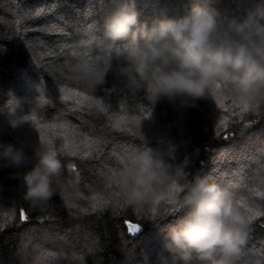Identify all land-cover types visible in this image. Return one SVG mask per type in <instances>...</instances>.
Wrapping results in <instances>:
<instances>
[{"label":"trees","instance_id":"16d2710c","mask_svg":"<svg viewBox=\"0 0 264 264\" xmlns=\"http://www.w3.org/2000/svg\"><path fill=\"white\" fill-rule=\"evenodd\" d=\"M212 3L224 8L233 6L235 0H212ZM106 5L107 0L103 6L96 0H68V3L62 0H0V113L23 100L24 85L30 78L46 83L52 93L59 95L60 87L64 86L57 82L59 66L71 62L74 57L71 53L61 55L60 45H71L77 52L83 51L77 47V42L86 38L89 24L98 26ZM136 5L143 20L184 15L191 8V0H136ZM90 6L96 9L92 16L87 15ZM37 8L42 10L40 15L21 19V24L17 25L13 12H35ZM60 18L68 23L64 24ZM56 24L64 27L66 34L46 30ZM18 28L23 36L17 35ZM52 49L56 50L54 58L47 55ZM90 55L106 61L104 53L95 47ZM105 88L115 90L106 93ZM77 90L100 100L104 111L88 103L78 107L54 102L37 106L32 114L42 123L63 122L78 130L81 137L98 138L101 150L93 151L88 158L58 151L64 167L55 180L57 194L43 211L33 209L23 198L25 187L19 174L32 166L27 163L20 168L0 165V209L6 208L13 213L10 222L0 227V264H20L18 253L26 243L39 241L53 232L83 251L87 264H143L147 256L150 257L148 264L156 259L171 264L163 241L164 228L186 211V191L178 184L181 190L173 193L176 205L167 200L166 204L157 206L154 214L125 205L118 200V194H114L115 186L109 179L113 172L123 167L120 156L124 149L150 150L172 166L187 158L189 178L195 175L214 178L234 195L239 205H250L253 200L264 201L257 195L264 192V186L252 181L255 172L264 167L261 151L264 144L260 145V140L264 141V108L244 113L243 119L232 114L227 129L217 136L218 117L228 115L217 110L215 96L199 100L195 107H182L178 102L167 100L151 105L142 93L132 91L123 79L110 73L104 85L91 88L80 85ZM220 92L227 95L223 90ZM148 110L151 112L147 117ZM117 117H125L126 123L116 127ZM134 121L155 125L152 127L165 135H160L159 141L151 139V134ZM226 134L227 139L224 138ZM62 141L56 148L59 149ZM170 144L175 146L174 150L169 149ZM68 165H75V169L69 170ZM87 187L101 191L105 199L103 204L87 213L74 212L67 207L66 199L72 198L74 193L87 191ZM21 210L27 214V220L20 219ZM151 216L155 219L148 218ZM126 221L140 223V231L135 236L128 233ZM262 221L264 217L257 218L251 225L238 264L250 261L256 264L264 260Z\"/></svg>","mask_w":264,"mask_h":264},{"label":"clouds","instance_id":"9594fccd","mask_svg":"<svg viewBox=\"0 0 264 264\" xmlns=\"http://www.w3.org/2000/svg\"><path fill=\"white\" fill-rule=\"evenodd\" d=\"M77 47L83 51L72 58L71 71L89 77L93 87L104 85L110 73L151 105L167 100L195 107L223 90L249 111L264 108V0H235L224 8L212 0H191L184 15L143 20L136 0H107L98 26ZM93 47L104 53L107 72L94 63ZM7 119L13 128L28 123L15 107ZM31 147L35 162L19 174L23 198L43 211L57 194L55 180L64 165L40 138ZM28 161L24 146L0 140V164L20 168ZM187 165V158L172 166L139 150L112 183L130 207L153 201L174 183L185 189L186 211L164 228L171 264H238L251 227L247 213L214 178H189ZM252 181L264 186V167ZM18 255L20 264H87L83 251L55 235L29 241Z\"/></svg>","mask_w":264,"mask_h":264},{"label":"snow or ice","instance_id":"6c2138e0","mask_svg":"<svg viewBox=\"0 0 264 264\" xmlns=\"http://www.w3.org/2000/svg\"><path fill=\"white\" fill-rule=\"evenodd\" d=\"M63 3H68V0H62ZM96 3L103 6L104 0H96ZM56 5H53L55 7ZM9 11H12L9 9ZM41 9L37 8L35 12L32 11H24L22 14L20 11L13 12L12 14L14 16H17L16 23L19 26L21 24V19H31L34 16H38L41 14ZM96 13V9L93 6H90L87 15L92 16ZM61 21H63L64 24H67L68 22L63 20V18H60ZM96 27L95 24H89L86 33L91 32ZM31 30V29H25V31ZM49 32L53 33H64V27H62L60 24L49 26L47 29ZM17 35L23 36L18 28ZM47 46H45L46 48ZM61 55H67L68 53H71L72 56L77 55V51L74 49L73 46L62 44L59 48ZM47 55L49 57L54 58L56 56V50H48ZM94 60V63L98 66L102 67L105 72H107V62L101 61L98 58L92 57ZM58 83L63 84L64 86L60 87L59 92L62 94L59 98L65 102L67 101H73L77 106L83 105L86 102L89 104V106L96 105L100 108L101 111H104V108L101 104L100 100L94 99L92 96L86 95L84 91L77 90V87L80 85H83L86 88H91L93 85L91 84V80L89 77H85L80 74H75L71 71L70 62H65L63 65L59 66V76H58ZM115 89H108L105 88L104 91L106 93H110L114 91ZM38 91H40L39 99L42 103H48L50 102L49 99L45 98L44 94V88H43V82H41V86L38 88ZM219 92H216L214 96L216 97V103L219 105L221 109H223L227 113H231L233 115H239L241 119H243V114L248 112L249 109L246 105L237 103L234 101L230 96L228 95H220ZM230 101V102H229ZM151 110L147 111L146 116L148 117L150 115ZM26 120L31 119L33 124L39 129L40 131V139L44 141L50 149L57 152H66L67 154L71 156H80L82 152V148L85 149L82 152V155L84 158H88L91 156L93 151H99L100 148V141L99 139H89L88 136H83V139H80L81 133L67 125L66 123H42L40 120L37 119L35 115L32 117H25ZM110 119H112L110 117ZM115 126L120 127L122 124L126 123L125 117H117L115 118ZM135 123L139 124V121H134ZM229 124L228 117H221L219 120V123L216 128V135L219 136L221 134L222 130H226ZM57 137H62L63 142L61 143L59 149L54 147L53 141ZM225 139L228 138V135L226 134L224 136ZM135 151H129L127 149L123 150V154L120 156V162L125 166L128 161L131 159V157L134 155ZM262 156H264V150H262ZM73 169H75V165L72 166ZM118 172H113L112 175L109 177L110 181L112 182L113 179L116 177ZM181 189L178 187V184H172L170 189V195L168 198V203L175 206L176 205V199L173 193L180 191ZM258 196L264 197V192H258ZM95 199V198H93ZM74 206V205H73ZM98 205L93 204V209H95ZM241 207H244L245 212L247 213L248 220L250 223V226L253 224V222L260 217H264V201H256L253 200L250 205H244L243 203L240 204ZM84 211H87V209H84ZM153 212H155V209H153ZM149 219H155L154 216L148 217ZM11 217H9V220ZM20 219L27 220V214L21 210L20 213ZM127 224V230L128 233L132 236H135L141 228L140 223H132L130 221H126ZM261 227H264V221L260 224ZM2 227V225H0ZM251 231V227H250ZM249 264H252L250 261ZM256 264H264V260L257 261Z\"/></svg>","mask_w":264,"mask_h":264},{"label":"rangeland","instance_id":"374dc122","mask_svg":"<svg viewBox=\"0 0 264 264\" xmlns=\"http://www.w3.org/2000/svg\"><path fill=\"white\" fill-rule=\"evenodd\" d=\"M27 82L28 83H26V86L24 85V90H26V92L24 93L23 100L18 105L8 106L4 112L0 113V140L15 143V144H17V146H24L25 152L29 157V161L27 162V164L32 166L35 161L32 158L33 153H32L31 145L34 144L38 138H40V131L33 124L31 119H28V123L18 125L15 128L11 127L9 125L8 119H7L10 107H15L18 114H23V115H25V117L30 118L34 115V114H32V112L34 111L35 108H37V106L46 105V104H50V103L52 104L54 102H63L64 103L65 101H63L59 98L62 95L61 93H59V95L52 93L50 87L46 83L43 82L45 98L49 99L50 102L42 103L39 99L40 91H38V88L41 86V82L35 80L34 78H30ZM218 94L223 95V93H221V92H219ZM67 103L76 105L73 101H67ZM86 103L83 105H86ZM83 105H80V107ZM216 108H217V110L219 109V112L227 114L228 119L232 118V114L225 112L223 109H221L219 107L218 104H217ZM218 118H221V117H218ZM139 125L146 132L151 134L149 137L151 139H157V141H159L160 140L159 138L161 137L160 135H165L164 133L162 134L161 132H158L157 128L152 127L155 125H151V124H147V123H143L142 125L139 123ZM80 139H83V137H80ZM61 140H62V137L55 138L53 141L54 147H56V145ZM263 144H264V141L260 140V145H263ZM84 150L85 149L82 148V152ZM262 150H264V147ZM82 152H81V154H82ZM152 154L154 155V152H152ZM0 165H2V164H0ZM111 184L113 186L112 182H111ZM109 189L112 192H114L113 187L109 186ZM170 189H171V186H167L166 188L161 190V192L159 193V195L157 196L156 199H154L153 201H151L147 204L135 206V208L140 212H148V214H154L155 212H153V209H155V211H156V209L158 208L157 206H160L162 204H166V201L168 200V196L170 194ZM100 192L101 191H99L97 189L88 188L87 191H85V192L83 191L81 194L74 193L72 198L71 197L67 198L65 202H66L67 207L73 208L72 210L74 212L87 213V212H90L91 210L98 209L103 204L105 199L101 195ZM115 192H114V194H117ZM257 192L258 191H256V193ZM117 197H118V200H120V197L118 195H117ZM93 198H95V199H93ZM260 198H264V197L260 196ZM93 204H97L98 206L95 209H93ZM84 209H87V211H84ZM12 215H13V213L11 210H8V209L6 210V208L4 210L0 209V225H2V227L7 225L10 222L9 217H12ZM55 233H57V232H53V234H51V235L61 236L60 234H55ZM46 236H49V235H46ZM46 236H44V237H46ZM44 237H42V238H44ZM150 250L151 249H149V251ZM149 254H150V252H149ZM145 260L146 261H144L143 264H148L150 257L147 256L145 258ZM151 264H164V263L162 261H160L159 259H156L153 262L151 261ZM166 264H168V263L166 262Z\"/></svg>","mask_w":264,"mask_h":264}]
</instances>
